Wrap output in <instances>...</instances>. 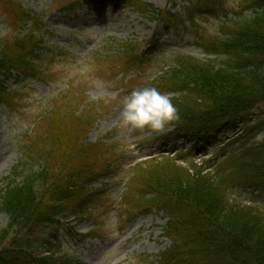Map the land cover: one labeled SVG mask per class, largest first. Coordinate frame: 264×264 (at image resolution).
Returning <instances> with one entry per match:
<instances>
[{"label":"trees","instance_id":"16d2710c","mask_svg":"<svg viewBox=\"0 0 264 264\" xmlns=\"http://www.w3.org/2000/svg\"><path fill=\"white\" fill-rule=\"evenodd\" d=\"M120 1L136 4V0ZM255 1L263 12L236 26L238 47L227 40L210 43L212 49L225 54L224 70L189 60L172 71L165 82L180 96L172 101L178 119L168 125L185 134H208L215 128L200 130L199 126L207 121L208 125L229 121L264 105V0ZM163 19L170 27L183 24L179 16ZM35 49L32 41L25 47L17 45L18 53L13 56V44L1 40L0 77L12 69L36 72L30 62ZM237 65L243 69L237 70ZM58 108L50 114L40 147L27 151L16 167V171L22 169L18 175L23 176V183L9 185L1 193L0 215L9 221L0 233V264H74L54 234L42 238L38 233L61 221L79 226L89 219L96 196L88 188L96 182L94 161L104 155L81 140L90 125ZM263 123L248 131L262 128ZM241 147L234 158L219 166L221 177L197 167L191 173L170 159L137 167L131 186L137 187L141 210L156 208L170 218L166 234L173 245L161 256V264H264V208L243 205L230 194L235 188L264 190V142ZM31 160L54 164L35 174ZM71 238L76 239L75 235Z\"/></svg>","mask_w":264,"mask_h":264},{"label":"rangeland","instance_id":"374dc122","mask_svg":"<svg viewBox=\"0 0 264 264\" xmlns=\"http://www.w3.org/2000/svg\"><path fill=\"white\" fill-rule=\"evenodd\" d=\"M16 1L29 13L43 18L40 41L45 52L39 54V65L44 71L42 77L51 83L26 80L17 85L14 78L4 83L10 99L0 102V189L6 188V179L18 164L27 140L42 131L46 117L43 114L51 101L69 93L68 103L61 105L63 112L73 109L75 117L79 112L86 118L88 113L92 116L87 142L97 147L94 150L102 149L99 144L104 149H117L108 154L102 152L104 156L94 161V172L106 160L112 176L106 175L93 186L99 194L91 204L89 219L72 231L79 240H71L69 233L75 223L68 221H62L57 229L41 230L38 236L56 235L74 264H153L155 257L171 245L162 232L167 220L163 214L145 216L124 208L126 197H132L127 187L133 176L131 168L136 162L172 158L176 153L181 155L175 158L183 167L204 163L218 155L234 133H219L218 143L209 139L205 148L203 139L194 142L183 134H172V129L166 131L168 128L159 132V136L139 132L122 125L120 101L133 89L150 86L167 72L173 56L202 60L207 56L196 46L193 32L169 30L160 18L143 16L117 0ZM77 1L81 2L77 13L66 11L70 3ZM143 1L171 14H180L183 6L181 0ZM223 2L231 16L242 9L238 0ZM7 18L14 23L12 16ZM9 21L0 17V39L15 38ZM219 22L214 16L203 21L196 18L200 32L215 33ZM31 26V22L27 23L25 31ZM234 193L246 204L264 207L262 190L240 189ZM6 224L7 219L2 217L0 228Z\"/></svg>","mask_w":264,"mask_h":264},{"label":"clouds","instance_id":"9594fccd","mask_svg":"<svg viewBox=\"0 0 264 264\" xmlns=\"http://www.w3.org/2000/svg\"><path fill=\"white\" fill-rule=\"evenodd\" d=\"M119 118L122 125L141 132L163 131L168 124L178 119L177 108L171 94L161 93L156 87L144 86L133 89L120 101ZM257 141L264 139L259 133Z\"/></svg>","mask_w":264,"mask_h":264}]
</instances>
